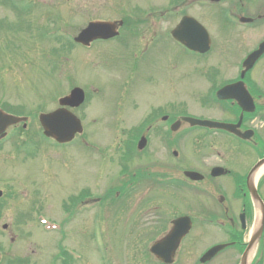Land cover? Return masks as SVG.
<instances>
[{
    "label": "rangeland",
    "instance_id": "rangeland-1",
    "mask_svg": "<svg viewBox=\"0 0 264 264\" xmlns=\"http://www.w3.org/2000/svg\"><path fill=\"white\" fill-rule=\"evenodd\" d=\"M15 1L17 16L5 8L6 0L0 3V103L11 106L0 107L11 114L27 115L28 119L26 129L19 125L8 127L6 137L0 142V189L5 194L0 200L5 203L0 212V264L11 259L14 262L11 264H61L57 254L62 247L71 251L65 255L74 256L69 264H159L149 247L165 233L173 211L184 209L197 215L199 209L216 203L222 184L231 185L229 176L210 178L209 168L222 164L232 172L246 174L259 154L252 144L224 132L204 135L203 143L201 138L196 140L201 130L189 132L173 145V150H177L175 156L172 149H164L157 138L149 136L148 156L135 158L131 152L133 163L128 164V173L150 165L146 162L152 163L157 158L159 166H169L177 177H182L184 168L196 169L211 184L190 182L184 194L167 195L163 190L159 191V198L151 199L153 190L143 181L138 188L134 186L130 198L122 197L121 202L124 179L121 170L125 168L121 162L123 149L121 145L118 147L121 128H130L144 112L168 99L175 103L173 111L177 113L183 114L186 110L208 118L233 119L234 114L225 111L226 104L213 100L212 91L219 83L238 74L244 56L264 37V26L240 25L232 17L227 24L223 16L217 15L224 12L225 3L218 9L179 6L165 14L156 4L160 0H113L105 8L94 0H30L33 6L36 2L39 4L29 16L28 0ZM182 12L198 16L207 28L213 40L210 52L199 56L168 38L154 48L161 53L157 63L150 66L149 52H121L127 59L123 57L122 62H117L114 56L118 52H87L79 45L70 48V44L65 46L67 50L60 51L92 17L109 20L163 17V20L133 25L138 28V37L145 34L151 39L167 34ZM252 13L250 9L247 14ZM223 15L228 16L227 12ZM124 33L130 32L124 29ZM104 48L106 44L95 46L96 50ZM105 54H113L106 61L113 67L112 72L103 66ZM134 55L140 64L131 58ZM120 68L123 75L116 72ZM139 68L142 81L137 84ZM198 69L203 71L202 76ZM213 70L217 73L215 81L206 76ZM253 71L252 77L264 92V60ZM150 72L157 75L152 84L144 81ZM119 77L129 81L124 85L127 93ZM73 86L82 87L86 94L84 103L72 109L81 119L83 132L71 144H53L40 134L38 114L57 108L58 98ZM202 98L206 104L201 102ZM246 126L254 128L256 136L264 142V110L248 117ZM133 137L135 141L136 137L127 133L122 141L129 143ZM170 137L174 138V134ZM256 180L264 198V171ZM110 188H117L120 199L114 205L106 199ZM92 191L104 200L77 210L78 202L74 213H69L71 208L68 213L65 211V206L70 207L78 195ZM231 191V188L225 190L227 196ZM148 198L151 202L139 212V204ZM171 201L175 203L173 210L168 207ZM124 203L126 211L122 212ZM236 205L235 201L234 208ZM40 216L63 227L44 230ZM3 224L8 227L3 229ZM214 239L210 232L196 239L190 246L192 256ZM18 258L21 260L17 261ZM65 259L69 260L63 255L62 260ZM191 262L192 257L184 264Z\"/></svg>",
    "mask_w": 264,
    "mask_h": 264
},
{
    "label": "flooded vegetation",
    "instance_id": "flooded-vegetation-1",
    "mask_svg": "<svg viewBox=\"0 0 264 264\" xmlns=\"http://www.w3.org/2000/svg\"><path fill=\"white\" fill-rule=\"evenodd\" d=\"M65 1V0H64ZM113 0H94V3H97L98 5H101L102 7H107L109 3ZM163 1V0H162ZM213 2L212 0H164V4L167 9L173 8L174 6H178L181 3V6H190L191 4H197L200 8L205 6L207 2ZM42 3H46L41 1ZM66 2V1H65ZM228 3L227 7L230 10V13L234 14L235 16H246L249 14H246L250 11V9L253 10L254 16H249L252 18L251 23H263L264 24V0H220L216 1V3ZM55 3V2H53ZM157 3V2H156ZM37 5V2L33 6V2L28 0V6H30L28 9V13L31 15L33 14V9H35V6ZM234 10H236L234 12ZM163 17H155V18H126V20L123 19L124 23L121 26H118L120 30V37L118 41H116L117 46L119 48H106L103 50V52H149L150 58L152 60L149 61V64H152L150 66H153L157 60L154 55L155 53V47L160 45L161 42L167 41L168 35L167 34H160L159 36L156 35L155 37H152L151 39H147L144 35L141 37L137 36V30L138 28H135L133 25L138 24H148L149 20H163ZM90 20H104V18H98V17H92ZM109 20V19H105ZM121 20V18L119 19ZM131 20V23H128V21ZM127 29L130 33H123L121 35V30ZM114 38L108 39L102 42H113ZM99 41L95 40L91 43V45L94 44V42ZM90 45V46H91ZM137 63H141L140 60L135 59ZM154 62V63H153ZM167 67V64H166ZM136 69V68H135ZM134 69V71H135ZM138 76L139 81H141V71L140 68L138 70ZM157 78V75L154 72H150L148 76L145 78V81L152 84L154 80ZM248 84V81L246 82ZM248 88L255 100L256 105L259 103H264V94H262L260 91H257V89L252 86L248 85ZM234 104V102H231ZM163 106L160 108V113H158V108H156V113L153 109H149L146 116L147 118L142 120L139 119L137 123L133 126V129H129V131H133L137 137L146 136V138L150 137H158L160 143H163L162 146L164 149L170 148L174 140L170 139L169 136L172 135L174 132L171 130V124L174 120L178 119L180 115L173 113L170 103L166 101L165 104H162ZM144 121V122H142ZM158 121H160V124H158ZM183 124V123H182ZM181 124V125H182ZM180 125V127H181ZM246 125V122L244 125L242 124V128ZM128 131V132H129ZM121 132H126L125 130ZM137 140V139H136ZM148 141L150 139L148 138ZM123 151V158L126 160H129L131 158V151L132 148L125 145L122 147ZM148 151H144L143 149L138 150L136 149V152H134L135 158H140L141 156H148ZM146 154V155H145ZM141 162V160H136L137 163ZM128 163H133V161H126ZM150 165H146L145 167H141L138 170L134 171L133 177H128V180L131 181L132 179L136 178L137 181L141 180H150L151 182H158V176L159 174H168L172 173L173 170L167 165L159 166V161L157 158L151 163L146 162ZM171 165V163H169ZM172 166V165H171ZM160 167V168H159ZM165 168V169H164ZM164 169V170H163ZM205 179V178H204ZM234 179L232 182V194L229 196V198H224L220 200V197H216V203L214 205H211L210 207H204L199 209L197 212V215H190L192 220V228L195 227L196 231L190 230V232L181 240L178 248L175 251L174 256V263L182 264L187 259L190 258V252H192V249L190 246L194 245L196 243V239H199L203 234L210 232L214 236V240L211 241L209 244L206 245L202 253L207 250L209 247L215 245V244H227L224 248L219 250L213 257L208 259L205 262H200L199 258L201 256V252L196 256L192 257V259H198L199 263L196 264H238L241 258V254L243 250L246 247V243L249 239L250 234V225L253 222L254 217V209L253 207L250 208L251 202L249 201L247 193H241V190L244 189L242 187L241 179ZM136 181V182H137ZM187 178H181V181L175 180L171 181L170 183L173 184V182L177 185V189H183L184 183L187 182ZM230 188V187H228ZM215 200V199H214ZM183 201V200H182ZM237 202L238 207L234 208V203ZM236 205V206H237ZM169 208L173 209L172 205L169 206ZM126 211V208L124 207L122 209V212ZM174 216L188 214L186 210L184 209H176ZM241 215L243 216L244 226L241 221ZM171 227V219L169 220V229ZM200 255V256H199ZM259 260L256 257H253L249 264H259Z\"/></svg>",
    "mask_w": 264,
    "mask_h": 264
},
{
    "label": "water",
    "instance_id": "water-1",
    "mask_svg": "<svg viewBox=\"0 0 264 264\" xmlns=\"http://www.w3.org/2000/svg\"><path fill=\"white\" fill-rule=\"evenodd\" d=\"M243 21L248 19L242 18ZM114 24L109 22H90L87 27L82 29L79 34L75 37V40L83 44H87L90 40L103 37L107 38L113 35ZM174 37L183 42L187 47L192 50H197L200 52L207 51L210 47V37L207 31L202 25H200L195 19L190 16H184L179 24L173 30ZM264 53V40L258 45V48L251 52L246 59L243 61V70L241 75L252 67L255 61ZM217 97L219 99L235 98L238 100L240 106L245 111L253 110L252 99L245 88V85L242 81L236 83L227 84L220 88L217 92ZM84 93L80 88H74L71 90L70 94L61 98L59 103L61 105H70L77 106L81 101H83ZM24 118L15 117L12 115H7L0 111V136L3 135L5 128L10 125L19 122ZM182 119L193 124H201L209 127H217L226 129L231 132H235L240 135L242 138H248L252 131H246L243 134H240L237 130V124H229L222 122H214L208 120H198L191 117H183ZM40 123L43 127L44 133L47 136L55 138L59 142L69 141L73 138L76 132L82 130L79 119L73 115L71 112L64 108L57 109L50 113H42L39 116ZM173 129H176L177 124L173 126ZM145 144V139L141 138L139 142V147H142ZM264 164V158L258 161L255 166L250 170L247 176V188L252 197L253 203L260 211L258 214V222L253 229L251 240L248 244V247L243 255L241 264H247V255L251 247L258 241L263 230L264 222V204L261 200L254 182V175L257 169ZM223 173L222 168H214L212 171L213 175H219ZM185 174L192 179H198L202 176L197 172L185 171ZM190 220L188 217H178L174 220L173 229L165 235L162 239L154 242L150 248V251L154 253L158 259L169 263L172 260L175 248L177 247L180 239L185 235L189 230ZM222 245H217L210 248L202 257L201 260L205 261L209 259L217 250H219Z\"/></svg>",
    "mask_w": 264,
    "mask_h": 264
},
{
    "label": "bare ground",
    "instance_id": "bare-ground-1",
    "mask_svg": "<svg viewBox=\"0 0 264 264\" xmlns=\"http://www.w3.org/2000/svg\"><path fill=\"white\" fill-rule=\"evenodd\" d=\"M264 171V165L258 170L256 176H258L260 173Z\"/></svg>",
    "mask_w": 264,
    "mask_h": 264
},
{
    "label": "trees",
    "instance_id": "trees-1",
    "mask_svg": "<svg viewBox=\"0 0 264 264\" xmlns=\"http://www.w3.org/2000/svg\"><path fill=\"white\" fill-rule=\"evenodd\" d=\"M6 264H8V263H6Z\"/></svg>",
    "mask_w": 264,
    "mask_h": 264
}]
</instances>
